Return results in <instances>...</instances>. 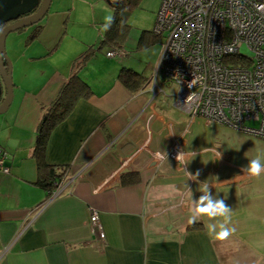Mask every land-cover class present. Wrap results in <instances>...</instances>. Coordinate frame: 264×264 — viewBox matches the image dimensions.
I'll use <instances>...</instances> for the list:
<instances>
[{"label":"crops","instance_id":"crops-1","mask_svg":"<svg viewBox=\"0 0 264 264\" xmlns=\"http://www.w3.org/2000/svg\"><path fill=\"white\" fill-rule=\"evenodd\" d=\"M113 15L107 0H51L43 20L9 34L14 94L0 114V146L11 172L0 173V264H264V174L241 170L258 155L264 165V138L192 120L166 89L173 84L158 77L162 44L152 34L141 47L145 60L134 57L127 39L126 55L109 57L111 46L104 53L96 30ZM88 51L89 60L78 64ZM124 67L141 79L125 85ZM74 73L91 90L50 135L47 162L75 177L54 196L38 182L33 151L43 118ZM176 140L183 165L151 154ZM125 174L137 180L123 183ZM204 182L232 209L236 232L227 240L206 228L222 217L202 216L201 228L188 229ZM91 208L105 241L92 233Z\"/></svg>","mask_w":264,"mask_h":264},{"label":"built area","instance_id":"built-area-1","mask_svg":"<svg viewBox=\"0 0 264 264\" xmlns=\"http://www.w3.org/2000/svg\"><path fill=\"white\" fill-rule=\"evenodd\" d=\"M153 29L164 39L158 77L176 86L175 103L192 120L201 116L264 138V0H162ZM107 55L124 56L126 51L111 49ZM151 154L181 165L185 160L177 140L168 151ZM7 157L0 146V173L11 172ZM74 178L64 172L51 195L61 194ZM90 222L95 238L105 241L97 209L91 208Z\"/></svg>","mask_w":264,"mask_h":264},{"label":"trees","instance_id":"trees-1","mask_svg":"<svg viewBox=\"0 0 264 264\" xmlns=\"http://www.w3.org/2000/svg\"><path fill=\"white\" fill-rule=\"evenodd\" d=\"M139 1L140 0H120L119 4L114 7L113 22L110 28L104 30L101 38L102 46L108 45L113 47V49L124 50L121 48L126 41L130 29V24L127 22L128 16ZM149 33L156 39L158 38L154 29H152L151 32L144 31L139 40V47L145 45V39H147ZM92 54V51H88L79 57L77 59L78 64L85 63ZM120 78L125 85L132 86L134 82H138L141 79V75L133 69L124 67L121 70ZM90 90V86L84 82L78 74L74 73L71 75L63 85L57 98L50 105L47 114L38 128L33 155L38 163V182L46 188L49 193L53 188L55 180L64 176V172H62L64 168L58 173L55 167L50 165L46 160V149L50 135L53 129L72 111L79 96ZM136 180V174H125L122 178L123 183H132ZM202 225V222H196L189 225L188 229L201 228Z\"/></svg>","mask_w":264,"mask_h":264},{"label":"water","instance_id":"water-1","mask_svg":"<svg viewBox=\"0 0 264 264\" xmlns=\"http://www.w3.org/2000/svg\"><path fill=\"white\" fill-rule=\"evenodd\" d=\"M107 1L113 7L120 2ZM50 5L51 0H0V114L10 107L14 94L13 63L6 52V39L10 33L43 20Z\"/></svg>","mask_w":264,"mask_h":264},{"label":"clouds","instance_id":"clouds-1","mask_svg":"<svg viewBox=\"0 0 264 264\" xmlns=\"http://www.w3.org/2000/svg\"><path fill=\"white\" fill-rule=\"evenodd\" d=\"M112 22V16L105 17L104 30L110 28ZM190 98L191 97L189 96L188 99ZM157 155L159 156L160 154L157 153ZM219 158H221V155L218 154L217 159ZM177 160L180 163L183 162L182 152L177 155ZM241 170L253 177H259L261 174H264V165L261 164V157L258 155L256 158H252L247 168H243L242 166ZM199 175V171L195 174L188 172V176L192 180H197ZM199 191H203L205 195L200 197L198 201H193L194 208L190 206L191 215L188 223L194 224L202 216H206L209 219L222 217V222L218 221V227L216 224H206V228L210 237L219 241L227 240L236 232V228L234 226H230L232 223V209L225 207L223 200L217 199L213 195L209 194L210 187L207 182L200 184Z\"/></svg>","mask_w":264,"mask_h":264},{"label":"rangeland","instance_id":"rangeland-1","mask_svg":"<svg viewBox=\"0 0 264 264\" xmlns=\"http://www.w3.org/2000/svg\"><path fill=\"white\" fill-rule=\"evenodd\" d=\"M161 2L162 0H140L138 2V4L133 8V10L131 11V13L128 16V20L127 22L131 25L128 35H127V48H129L130 50H133V55L135 58L137 59H142L145 60V55L143 54L146 50H144L143 48L140 47V49H137L138 46V41H139V37L140 34L142 32V30L144 28H149V27H153L156 23L157 20V13L158 10L161 6ZM101 27H99L96 30V36L99 37L101 34V37L104 33V25H101ZM101 28V31H100ZM103 32V33H102ZM16 33V32H13ZM13 33H10L13 34ZM9 36L6 39V52H7V45L9 42ZM158 42H160V44H163L164 39L163 38H159L158 37ZM109 48V46H105L102 50L105 53L106 50ZM139 48V46H138ZM244 52H246V54L251 55L250 51L247 48H243ZM8 57H10L8 55ZM166 89L173 94V92H176V86L175 85H170V86H166ZM251 125H259V123L257 122H250Z\"/></svg>","mask_w":264,"mask_h":264},{"label":"flooded vegetation","instance_id":"flooded-vegetation-1","mask_svg":"<svg viewBox=\"0 0 264 264\" xmlns=\"http://www.w3.org/2000/svg\"><path fill=\"white\" fill-rule=\"evenodd\" d=\"M6 25V24H5ZM60 178H57V180H59Z\"/></svg>","mask_w":264,"mask_h":264}]
</instances>
